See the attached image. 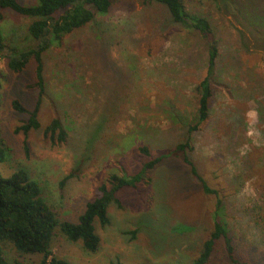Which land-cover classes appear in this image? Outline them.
Instances as JSON below:
<instances>
[{"label":"rangeland","instance_id":"1","mask_svg":"<svg viewBox=\"0 0 264 264\" xmlns=\"http://www.w3.org/2000/svg\"><path fill=\"white\" fill-rule=\"evenodd\" d=\"M218 1L183 0L190 12L210 20L220 51L211 77L210 118L192 134L189 156L208 186L219 191L221 220L236 258L264 264V234L259 233L264 228V48L244 20L232 14L236 7L229 2L230 12L222 14ZM238 3L258 7L264 16V0ZM166 18L161 5L114 0L106 16L54 45L45 54L40 128L28 134V152L23 135L14 133L26 116L14 112L11 102L34 106L35 65L31 60L13 73L0 61V134L9 147L0 175L26 170L60 221L77 223L109 176L133 175L145 159L138 147L148 146L153 155L169 152L196 122L197 85L206 75L209 41L168 26ZM30 22L0 10V29L19 49L35 45L27 33ZM53 118L61 119L65 142L44 137ZM118 199L120 205L107 210L110 224L94 223L101 240L97 253L61 236L54 240L53 253L70 264H191L213 229L215 197L202 193L180 156L163 161ZM5 254L9 261L17 257L9 247ZM38 260L23 258L27 264ZM208 264H232L222 240Z\"/></svg>","mask_w":264,"mask_h":264},{"label":"trees","instance_id":"2","mask_svg":"<svg viewBox=\"0 0 264 264\" xmlns=\"http://www.w3.org/2000/svg\"><path fill=\"white\" fill-rule=\"evenodd\" d=\"M142 1L144 5L156 4L165 7L168 17L165 21L168 26L185 29L209 41L206 43L207 61L203 66L206 75L197 85L199 98L196 122L187 129L186 137H180V142L176 143L174 149L169 152L158 150L157 155H153L148 146L138 147L139 153L145 158L139 168L130 176H109L99 186V196L85 204L77 223L59 220L55 210L43 198L39 184L29 176L26 170L18 169L9 177L0 175V264H27L23 262L26 256L39 257V260L32 264H70L65 258H60L53 253L52 246L58 236L68 242L80 243L87 253H97L100 250L101 240L95 232L94 223H98L101 227L110 224L107 210L112 204L120 205L119 193L125 188L136 189L145 181L148 172L156 169L166 159L179 156L181 161L189 167L190 174L199 183L202 193L215 197L213 229L203 243L200 254L191 264H208L217 242L221 240L224 243L226 257L232 264H252L251 259L249 263L244 259L236 258V248L221 220L224 205L219 191L208 186L189 156V153L194 151L192 134L199 132L201 126L210 118V102L213 96L211 84L213 78L211 77L214 75L220 57L217 42L213 39L215 34L211 22L201 14L190 12L183 0ZM113 2L114 0H36L32 5H24L18 0H0V10H9L31 21L27 27V33L28 37L35 42L34 47L19 49L6 41L0 29V61L4 62L6 68L13 73H20L31 60L35 65L34 86L37 90V100L34 106L27 109L19 100L11 102L14 112L26 116V119L14 129L15 134L23 135L26 152H28L26 146L28 134L40 128L38 115L45 95L43 76L45 54L75 31L93 23L99 17L106 16ZM229 2L236 7V11L234 10L232 14L235 13L239 19L244 20L246 28L256 35L253 37H256V43L259 44L258 40H261L260 44L264 48V24L259 23L264 16L259 15L258 7H251V5L241 7L238 0H221L216 3L219 12L229 13L230 10L227 6L225 7ZM237 33L238 38L242 39L240 46L243 49L244 37L242 32ZM210 37L213 40H210ZM1 76L0 72V80ZM43 134L51 142L62 143L67 138V131L59 118H53L43 130ZM8 150L6 140L0 134V163L6 161ZM71 176L72 174L65 177L60 182V187ZM259 233L264 234L263 227L260 228ZM7 247L17 253V257L12 261L6 257L5 248Z\"/></svg>","mask_w":264,"mask_h":264}]
</instances>
